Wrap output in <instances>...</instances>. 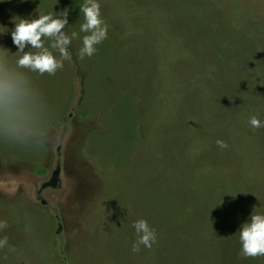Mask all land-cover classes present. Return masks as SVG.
<instances>
[{
  "label": "rangeland",
  "instance_id": "1",
  "mask_svg": "<svg viewBox=\"0 0 264 264\" xmlns=\"http://www.w3.org/2000/svg\"><path fill=\"white\" fill-rule=\"evenodd\" d=\"M98 2L107 39L80 59L84 0H0L10 60L20 18L67 9L71 38L29 73V121L0 123V264H264L239 241L264 214V0ZM138 219L157 240L136 253Z\"/></svg>",
  "mask_w": 264,
  "mask_h": 264
},
{
  "label": "clouds",
  "instance_id": "2",
  "mask_svg": "<svg viewBox=\"0 0 264 264\" xmlns=\"http://www.w3.org/2000/svg\"><path fill=\"white\" fill-rule=\"evenodd\" d=\"M80 11L84 17L80 31L86 34L82 39L83 46L79 56L84 59L85 56H93L97 51L96 46L107 39L108 25L102 18L98 0H84ZM67 25V9L56 16L41 13L38 18H20L15 22L11 37L18 49L16 54L19 55L14 61L10 60L7 55L9 51L0 48L5 53L0 55V123L23 126L29 121L34 95L29 73L55 75L57 70L64 67V61L71 59V38L65 31ZM45 39L50 42V46H46ZM249 123L253 128L264 127V123L255 115L250 118ZM216 143L220 148L228 147L223 140H217ZM132 226L137 235L132 251L140 252L141 246L151 248L157 240L155 229L145 219L136 220ZM5 228L7 222L0 221V230ZM239 241L244 257L264 256V214L252 212L250 222L240 226ZM7 243V236L0 239V248Z\"/></svg>",
  "mask_w": 264,
  "mask_h": 264
},
{
  "label": "crops",
  "instance_id": "3",
  "mask_svg": "<svg viewBox=\"0 0 264 264\" xmlns=\"http://www.w3.org/2000/svg\"><path fill=\"white\" fill-rule=\"evenodd\" d=\"M69 78H70V80H71V77L69 76ZM83 80H84V78H83ZM84 93H85V91H84ZM167 208L168 209H175V210H177L178 211V209H179V205L178 204H176L175 202H173V201H171V202H168L167 203ZM159 217V216H158ZM66 223V222H65ZM66 224H68L67 226L68 227H71V229H73V227H72V224H74V229H77L78 228V226H79V223L78 222H75V221H73V220H70L69 222H67ZM77 226V227H76ZM73 235H74V232H73ZM74 239L76 240V237L74 236L72 239H70L69 238V240L66 242V244H64L63 246H68V253H69V251H70V249L72 248V246L74 245V244H71L73 241H74ZM72 240V241H71ZM75 242V241H74ZM68 255V254H67ZM180 259H181V264H184L183 262H184V260H185V258L186 257H189V256H187L186 255V253H183V254H178L177 255ZM15 259H16V263L17 264H29V263H32V264H37L36 262H35V257L36 256H34V255H29V256H27V255H24V256H21V255H15V256H13ZM21 257H23V258H25V261L23 262V263H20L19 261H18V259L19 258H21ZM62 260H64L63 261V263L62 264H66V263H64V262H66V257L64 258H62ZM119 263V262H118Z\"/></svg>",
  "mask_w": 264,
  "mask_h": 264
},
{
  "label": "trees",
  "instance_id": "4",
  "mask_svg": "<svg viewBox=\"0 0 264 264\" xmlns=\"http://www.w3.org/2000/svg\"><path fill=\"white\" fill-rule=\"evenodd\" d=\"M46 40V39H45ZM71 95V94H70ZM70 98V97H69Z\"/></svg>",
  "mask_w": 264,
  "mask_h": 264
}]
</instances>
